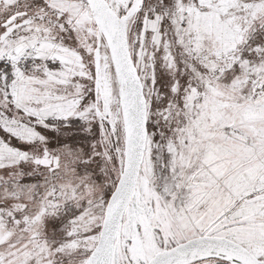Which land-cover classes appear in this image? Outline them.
<instances>
[{
  "label": "snow or ice",
  "instance_id": "snow-or-ice-1",
  "mask_svg": "<svg viewBox=\"0 0 264 264\" xmlns=\"http://www.w3.org/2000/svg\"><path fill=\"white\" fill-rule=\"evenodd\" d=\"M0 264H264V0H0Z\"/></svg>",
  "mask_w": 264,
  "mask_h": 264
}]
</instances>
